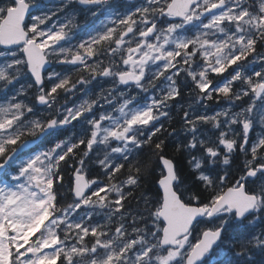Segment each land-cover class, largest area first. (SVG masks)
<instances>
[{"label":"snow or ice","instance_id":"snow-or-ice-1","mask_svg":"<svg viewBox=\"0 0 264 264\" xmlns=\"http://www.w3.org/2000/svg\"><path fill=\"white\" fill-rule=\"evenodd\" d=\"M64 3L94 18L76 44L74 12L49 24L32 0H0V264H209L226 244L235 259L211 264H251L250 248L264 252V0ZM182 89L227 102L183 112L191 187L162 138Z\"/></svg>","mask_w":264,"mask_h":264},{"label":"trees","instance_id":"trees-1","mask_svg":"<svg viewBox=\"0 0 264 264\" xmlns=\"http://www.w3.org/2000/svg\"><path fill=\"white\" fill-rule=\"evenodd\" d=\"M257 70H260L259 65H257ZM230 70V69H229ZM227 75V73H225ZM205 126V125H204ZM168 132H171V130H168ZM163 138V137H162ZM176 135H165V142L168 145L167 147V155L171 157L176 164V167L178 169V174L182 180H184L185 184L183 187H191L196 182V175L193 174V168L192 165L189 164V156L186 154V151H177L176 146L179 142H182L185 140L183 137L180 138ZM197 156H202L203 153H195ZM245 163V158L243 155L240 156V158L235 162L236 166H234L233 171H236V167L242 166ZM205 167H214V165L211 164H205ZM162 167H157L155 170V173L151 176H148L144 182H143V192L147 194V196L150 199H154L156 197V194L158 192L161 193L158 183L156 182V177H160L162 174ZM92 176H96L95 171H93ZM67 182V181H66ZM162 195V193H161ZM137 207L136 201H132V206L130 210H135ZM140 207L142 208L143 205L141 204ZM264 220L259 222L260 224L263 223ZM231 232V233H230ZM195 235V234H194ZM227 236L231 237L233 235L241 236V233L234 232L232 228H229L228 232L226 233ZM236 250H239V246L237 245ZM246 257L251 258V264H264V252H262L259 248H250L246 252ZM211 259L219 260V261H226L228 259H235V256L233 255L232 251H229L228 245L221 246V249L217 250V254L211 253L210 256Z\"/></svg>","mask_w":264,"mask_h":264},{"label":"flooded vegetation","instance_id":"flooded-vegetation-1","mask_svg":"<svg viewBox=\"0 0 264 264\" xmlns=\"http://www.w3.org/2000/svg\"><path fill=\"white\" fill-rule=\"evenodd\" d=\"M56 2H59L61 4L64 3L63 0H56ZM120 2L124 5L126 3H128L129 4L128 6H130L132 4H135L136 0H120ZM72 12L75 13L74 23L76 25H78V27L74 28V32L78 33V35L76 36V39H74L72 41V44H76V43H78L79 39L83 35L82 29H84L87 25L91 24L94 18L91 17L90 15H88L87 13H85L84 11H82L81 6L74 4V3H68L66 5L65 10L59 11L58 14L54 15V17L58 16V15H62V14H65V15L70 14ZM86 22H88V23L86 24ZM57 70H60V69L57 68ZM230 70H232V69H230ZM72 75H73V79H75L79 75V73L73 72ZM17 86H18L17 87V89H18L20 86L19 85H17ZM104 87L110 88L111 85L106 84V85H104ZM95 91L99 92V88L95 89ZM125 91H129V90L125 89ZM132 94L133 95L135 94V90H132ZM75 99H76V97H72L71 95L65 97L62 94L61 99L59 100V104H64L67 101V104L70 107V106H72V103ZM0 101H2V100H0ZM189 103H190V105H189ZM170 104H171L170 116L167 120L164 121L165 127L168 130H171V132H169V133H172L171 136L178 134L176 136H179L181 138H183V137L185 138L187 133L185 132V130H183L184 126L182 125L183 124L182 123L183 112L185 110H189V106H192L193 108H195L196 112H198L199 114H202V110L205 109L207 105L215 104V101H205L203 103V105L198 104L197 100H196L195 93L190 92L189 89H182L181 96L176 97V99L174 101H171ZM175 116H177V117H175ZM173 129H175L174 132H173ZM209 129H211V127ZM202 130H205L204 126H202ZM71 135H72L71 131L66 132L61 136V139H64V138L71 136ZM168 137H169V135H168ZM251 137L253 139L255 138L254 135H251ZM163 138H165V136ZM188 138L190 139V136ZM26 139H33V138L27 137Z\"/></svg>","mask_w":264,"mask_h":264},{"label":"rangeland","instance_id":"rangeland-1","mask_svg":"<svg viewBox=\"0 0 264 264\" xmlns=\"http://www.w3.org/2000/svg\"><path fill=\"white\" fill-rule=\"evenodd\" d=\"M40 1V6L43 8V10L39 11L38 13L34 14V15H50L51 16V20L49 21V24H56L57 22L59 21H63L65 18H66V15L65 14H62V15H58V16H55L53 17L55 14H58V10H56L55 8V5L52 4H48V2L45 1H42V0H39ZM55 13V14H53ZM88 22H86L87 24ZM85 24V25H86ZM72 43V42H71ZM229 72H231V70H229ZM226 75V74H225ZM18 85V84H17ZM15 86L16 88L18 86ZM0 102H3V101H0ZM227 107V102L225 101H220L219 103H216L215 104H210V105H207L205 109H203L202 111V114H207L209 116L213 115L215 112L217 111H220L221 108H226ZM207 111V112H206ZM207 127H212L210 124L207 125V126H204V129H205V134L208 135L209 133L206 131L207 130ZM259 127H257L255 130L256 131H253L250 133V136L253 134L254 137L258 136L259 133H260V128L258 129ZM211 260L213 259H210L209 260V264H211Z\"/></svg>","mask_w":264,"mask_h":264},{"label":"bare ground","instance_id":"bare-ground-1","mask_svg":"<svg viewBox=\"0 0 264 264\" xmlns=\"http://www.w3.org/2000/svg\"><path fill=\"white\" fill-rule=\"evenodd\" d=\"M258 67V66H257ZM97 89V88H96ZM189 105H190V103H189ZM195 106V105H194ZM197 106V105H196ZM201 110V109H200ZM198 111V110H197ZM203 111V110H202ZM207 112V111H206ZM175 117H177V116H175ZM183 125V124H182ZM259 129V128H258ZM184 130V129H183ZM256 131V130H255ZM185 134V133H184ZM176 135H178V134H176ZM180 135V134H179ZM253 135V134H252ZM181 138V137H180ZM179 138V139H180ZM183 139V138H182ZM187 154V153H186ZM188 155V154H187ZM189 158V157H188ZM231 233V232H230Z\"/></svg>","mask_w":264,"mask_h":264},{"label":"water","instance_id":"water-1","mask_svg":"<svg viewBox=\"0 0 264 264\" xmlns=\"http://www.w3.org/2000/svg\"><path fill=\"white\" fill-rule=\"evenodd\" d=\"M35 11V9H33L32 10V12H31V14H33V12ZM162 166V165H161ZM162 168H163V166H162ZM158 187H159V185H158ZM160 188V187H159ZM161 190V192H162V189H160Z\"/></svg>","mask_w":264,"mask_h":264}]
</instances>
